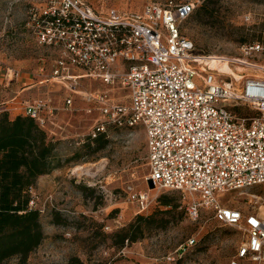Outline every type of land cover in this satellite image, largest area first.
<instances>
[{
	"label": "built area",
	"instance_id": "built-area-1",
	"mask_svg": "<svg viewBox=\"0 0 264 264\" xmlns=\"http://www.w3.org/2000/svg\"><path fill=\"white\" fill-rule=\"evenodd\" d=\"M196 6L197 0H168L135 12L99 13L85 0H48L32 20L37 43L55 57L49 71L43 62L31 74L34 82L27 86L60 84L68 94L65 110L80 97L86 113L98 116L88 132L90 140L109 127L142 126L147 180L154 188L180 193L188 219L196 221L201 211H210L217 222L242 232L244 241L229 264H264V214L223 206L218 198L264 184V79L241 84L225 79L211 65L213 57L200 53L182 34ZM242 52L250 57L264 53V47L245 44ZM23 74L0 68V85L18 83ZM84 78L126 92L128 104L115 101L107 90L79 91ZM20 93L0 100V114L30 117L55 140L57 109L46 99L22 100ZM236 107L252 113L240 116ZM128 201L142 214L153 197L133 190ZM29 207L41 215L54 209L50 196L39 205L32 190ZM193 244L190 239L186 247Z\"/></svg>",
	"mask_w": 264,
	"mask_h": 264
},
{
	"label": "rangeland",
	"instance_id": "rangeland-1",
	"mask_svg": "<svg viewBox=\"0 0 264 264\" xmlns=\"http://www.w3.org/2000/svg\"><path fill=\"white\" fill-rule=\"evenodd\" d=\"M47 1L0 0V68L10 67L30 74L26 84L34 82L30 76L43 62L49 71L55 57L53 50L37 43L34 34L32 14L42 10ZM85 1L99 13L107 9L135 12L148 3L165 5L168 2ZM205 4L207 15L199 17L197 10ZM181 32L200 53L212 56L217 68L229 74L225 79H233L237 84L250 78L264 79V53L245 57L242 52L245 44L258 42L264 47V0H197ZM79 84L81 92L107 90L115 101L128 104L126 92L117 87L108 89L88 78L79 80ZM20 89L18 83L8 87L0 85V100H6ZM67 96L54 81L34 85L20 93L26 101L49 98L59 109L54 133L55 156L60 167L45 175L42 182L36 181L32 189L39 205L50 196L55 211L47 208L40 215L44 239L29 256L27 264H229L244 241L242 232L217 222L210 211H201L199 219L192 221L186 215L180 193L154 188L147 180L149 168L143 127H109L107 144L91 154L84 146L90 142L88 132L98 116L87 114L78 96L73 98L72 107L65 110ZM59 135L63 140L58 139ZM133 190L148 191L153 197L150 209L142 214L148 216L165 210L162 199L171 202L168 209H172V214L166 218H172L164 229L151 230L138 241L119 247L115 245L114 235L141 214L128 201V192ZM218 198L223 206L244 213L264 214V184L222 193ZM174 205L177 207L173 208ZM53 212L59 214L62 224L52 223ZM190 239H194V244L186 247Z\"/></svg>",
	"mask_w": 264,
	"mask_h": 264
},
{
	"label": "trees",
	"instance_id": "trees-1",
	"mask_svg": "<svg viewBox=\"0 0 264 264\" xmlns=\"http://www.w3.org/2000/svg\"><path fill=\"white\" fill-rule=\"evenodd\" d=\"M206 13V4L197 10L199 17ZM235 112L240 116L252 113L243 107H236ZM106 138L107 133L100 134L89 139L84 147L95 154L105 147ZM56 144L57 141L30 117L10 118L7 113L0 114V264H27L29 256L44 239L41 214L29 207V200L37 179L60 167L55 156ZM160 201L165 210L148 216L138 214L132 223L114 235L115 245L123 247L126 242L134 243L151 230L164 229L172 218H166L172 214V209H168L171 202ZM52 223H63L57 212L52 213Z\"/></svg>",
	"mask_w": 264,
	"mask_h": 264
},
{
	"label": "crops",
	"instance_id": "crops-1",
	"mask_svg": "<svg viewBox=\"0 0 264 264\" xmlns=\"http://www.w3.org/2000/svg\"><path fill=\"white\" fill-rule=\"evenodd\" d=\"M28 74H23V76L22 77H24V78H22V81H19L18 82V85H19V88H21L20 89V92L21 93H23L24 91H27V90H29L30 89V87L31 86H27L28 84H26L27 82H28V77H29V75L27 76ZM25 86H27V87H25ZM47 100H49V98H46ZM56 109H57V111L59 110L56 106H55V103H53L52 101L50 102ZM82 104L84 105V103L82 102ZM64 107V106H63ZM57 111H56V114H55V122H56V127H58V113H57ZM54 129H56V128H52V132L54 133ZM56 131V130H55ZM55 134V133H54ZM56 135V134H55ZM54 135V136H55ZM58 139H60V140H63V138L61 137V135H59V138ZM45 175H43V176H40L39 178H38V180H37V182L39 181V182H42V180L44 179L43 177H44Z\"/></svg>",
	"mask_w": 264,
	"mask_h": 264
},
{
	"label": "bare ground",
	"instance_id": "bare-ground-1",
	"mask_svg": "<svg viewBox=\"0 0 264 264\" xmlns=\"http://www.w3.org/2000/svg\"><path fill=\"white\" fill-rule=\"evenodd\" d=\"M212 66H215V64H214V61L212 60V64H211ZM216 67V66H215ZM219 69V68H218ZM220 70V69H219ZM220 72H222L221 70H220ZM223 74H226L227 76L229 75L228 73H226V72H222Z\"/></svg>",
	"mask_w": 264,
	"mask_h": 264
}]
</instances>
